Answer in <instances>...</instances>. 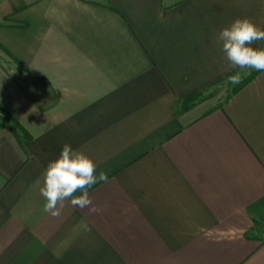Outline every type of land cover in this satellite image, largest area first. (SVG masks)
Wrapping results in <instances>:
<instances>
[{"label":"crops","instance_id":"1","mask_svg":"<svg viewBox=\"0 0 264 264\" xmlns=\"http://www.w3.org/2000/svg\"><path fill=\"white\" fill-rule=\"evenodd\" d=\"M245 17L264 0H0V264H264V71L180 109ZM66 143L108 175L97 213L43 211Z\"/></svg>","mask_w":264,"mask_h":264},{"label":"clouds","instance_id":"2","mask_svg":"<svg viewBox=\"0 0 264 264\" xmlns=\"http://www.w3.org/2000/svg\"><path fill=\"white\" fill-rule=\"evenodd\" d=\"M217 39L229 65L239 69L229 76L231 84L241 82V73L247 75L250 70L264 71V47H253L256 42L264 41V29L251 19L236 18L221 29ZM107 182V173L103 170L97 173V165L92 158L66 143L43 171L39 189L45 200L43 211L52 217H59L65 200H68L73 207L88 208L90 213H97L99 208L93 204L89 189L97 183Z\"/></svg>","mask_w":264,"mask_h":264},{"label":"rangeland","instance_id":"3","mask_svg":"<svg viewBox=\"0 0 264 264\" xmlns=\"http://www.w3.org/2000/svg\"><path fill=\"white\" fill-rule=\"evenodd\" d=\"M261 47H264V43H263V45L261 44ZM238 71H239V69L237 71H235L233 74H235ZM252 72H253V70H250L249 74H247V75L241 73V76H242L241 81L243 79H245L246 77H248ZM228 78H229V76L225 77L224 79H222V80L216 82L215 84L209 86L208 88L204 89L203 91H198V93H195L193 98H191L190 100L187 101V104L188 105H195V104H198L200 102H204V106L207 109L220 106L222 104V102L224 101V99L226 98V96H228L231 93V91L233 90V88L237 85V84L236 85L231 84L229 82Z\"/></svg>","mask_w":264,"mask_h":264},{"label":"trees","instance_id":"4","mask_svg":"<svg viewBox=\"0 0 264 264\" xmlns=\"http://www.w3.org/2000/svg\"><path fill=\"white\" fill-rule=\"evenodd\" d=\"M253 75V72L248 76V77H246L245 79H243L239 84H237L234 88H233V90L231 91V93L230 94H232V93H234L235 91H237L247 80H249V78H251V76ZM196 93H198V92H196ZM230 94L228 95V96H226V98L224 99V101L230 96ZM195 95V93H193V94H191V95H188L187 97H185L184 99H182L181 101H180V109L181 110H185V109H187V108H189V107H191L192 105H188L187 104V101L188 100H190L191 98H193V96ZM192 104V103H191ZM0 116L4 119L5 118V116L2 114V113H0Z\"/></svg>","mask_w":264,"mask_h":264}]
</instances>
